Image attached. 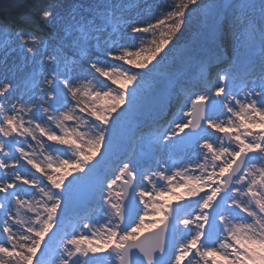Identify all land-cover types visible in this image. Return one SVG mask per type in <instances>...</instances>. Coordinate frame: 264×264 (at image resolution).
Returning a JSON list of instances; mask_svg holds the SVG:
<instances>
[{"label": "snow or ice", "instance_id": "1", "mask_svg": "<svg viewBox=\"0 0 264 264\" xmlns=\"http://www.w3.org/2000/svg\"><path fill=\"white\" fill-rule=\"evenodd\" d=\"M157 7L0 24V264H264V0Z\"/></svg>", "mask_w": 264, "mask_h": 264}, {"label": "bare ground", "instance_id": "2", "mask_svg": "<svg viewBox=\"0 0 264 264\" xmlns=\"http://www.w3.org/2000/svg\"><path fill=\"white\" fill-rule=\"evenodd\" d=\"M41 1L42 0H35V4L33 8L34 7L36 8L35 10H33L32 6L30 5L32 2H29V0H0V12L3 14L2 17L7 23L12 24L13 26L20 25L21 27L24 28H26L27 25L24 23L25 21H23L21 18L27 16H32V17L35 16L36 24L31 29H35L36 34L39 36H46L50 30H48V26L44 25L41 17V13L36 15V11L41 5ZM48 1L49 4H55L57 2V0H48ZM135 2L140 6V8L133 9L132 10L133 14H135L137 10H141L142 11L141 19L146 23L148 21L153 20L155 16L160 15V8L157 6H161V7L166 6L169 0H135ZM175 2H178V0H175ZM16 4H18L16 10H18L19 12L11 13V10H15L12 7H14ZM3 19H0V21L3 22ZM155 38L159 39V35L157 34ZM137 43L138 46L140 47H147L146 43L145 44H140L139 42ZM148 219L151 220L153 219V217L150 216L148 217ZM56 242L57 241H53L51 243L55 245ZM111 261H115V258L112 257Z\"/></svg>", "mask_w": 264, "mask_h": 264}, {"label": "rangeland", "instance_id": "3", "mask_svg": "<svg viewBox=\"0 0 264 264\" xmlns=\"http://www.w3.org/2000/svg\"><path fill=\"white\" fill-rule=\"evenodd\" d=\"M29 1H32V3H31V6H32V4H33V2H34V4H35V0L33 1V0H29ZM34 4H33V6H34ZM46 5H49V3L46 1V0H42L41 1V5H40V7L37 9V11H36V15L37 14H40V9L42 8V7H44V6H46ZM33 6H32V8H33ZM18 7V6H17ZM17 7H12L13 9H15V10H11V13L12 12H19L18 10H16L17 9ZM20 8V7H19ZM35 8L36 7H34L33 8V10H35ZM7 12V11H6ZM15 14V13H14ZM3 14L0 12V19H1V16H2ZM4 23H7L4 19H3V22H1L0 21V24H4ZM21 24V23H20ZM35 24H36V20H35V16H33L32 18H30V23H28L27 24V26H26V28H32V27H34L35 26ZM45 25V24H44ZM16 26H18V25H16ZM18 27H21L20 25L18 26ZM48 30H51L49 27H48ZM113 87H115V86H113ZM147 230H151V229H146L145 231H147ZM53 241H56V238H54L53 239ZM53 241H51V242H53ZM50 242V243H51ZM107 256V254H105V260H106V264H118V261H111V258L112 257H106Z\"/></svg>", "mask_w": 264, "mask_h": 264}, {"label": "water", "instance_id": "4", "mask_svg": "<svg viewBox=\"0 0 264 264\" xmlns=\"http://www.w3.org/2000/svg\"><path fill=\"white\" fill-rule=\"evenodd\" d=\"M152 231H153V230L148 231V232L144 233V235H145V236H150Z\"/></svg>", "mask_w": 264, "mask_h": 264}, {"label": "trees", "instance_id": "5", "mask_svg": "<svg viewBox=\"0 0 264 264\" xmlns=\"http://www.w3.org/2000/svg\"><path fill=\"white\" fill-rule=\"evenodd\" d=\"M27 17H29V18H30V16H27Z\"/></svg>", "mask_w": 264, "mask_h": 264}]
</instances>
